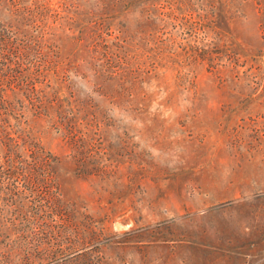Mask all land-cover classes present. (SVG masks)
I'll return each mask as SVG.
<instances>
[{
    "label": "rangeland",
    "instance_id": "rangeland-1",
    "mask_svg": "<svg viewBox=\"0 0 264 264\" xmlns=\"http://www.w3.org/2000/svg\"><path fill=\"white\" fill-rule=\"evenodd\" d=\"M13 1L48 70L14 118L58 165L29 179L72 235L23 260L45 203L0 201V264H264V0Z\"/></svg>",
    "mask_w": 264,
    "mask_h": 264
},
{
    "label": "trees",
    "instance_id": "trees-1",
    "mask_svg": "<svg viewBox=\"0 0 264 264\" xmlns=\"http://www.w3.org/2000/svg\"><path fill=\"white\" fill-rule=\"evenodd\" d=\"M16 4L20 6L16 7L14 1L10 0L6 9L11 20L8 24L0 23V175L4 174L10 179L22 177L23 183L36 186H33L30 193L11 191L10 195L1 197L0 201L7 206L45 203L43 207L47 209L48 215L33 223L38 229L34 233L35 239H31L35 243L34 248H31L33 245L29 247L28 257L23 259L36 261L62 253L66 246L71 244L72 224L68 218L69 212L61 215V209L57 207L58 199L49 191L37 188L38 185H45L46 181L29 179L36 175L35 171L44 175L46 171L56 169L58 165L55 164L57 158L43 147L30 125L25 121L21 122L20 115L14 118L19 114L14 108L17 103L15 90L26 91L28 97H32L28 101L35 108L44 106L46 109L42 97L37 94V87L40 86L41 80L48 77L46 55L33 39L26 36L23 29L25 24L22 21L29 10L20 3ZM13 119L16 125L11 124Z\"/></svg>",
    "mask_w": 264,
    "mask_h": 264
}]
</instances>
